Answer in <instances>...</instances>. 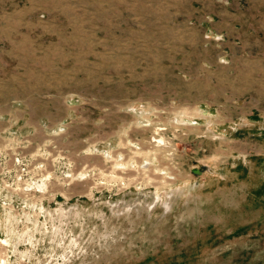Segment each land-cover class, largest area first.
<instances>
[{
	"label": "rangeland",
	"instance_id": "rangeland-1",
	"mask_svg": "<svg viewBox=\"0 0 264 264\" xmlns=\"http://www.w3.org/2000/svg\"><path fill=\"white\" fill-rule=\"evenodd\" d=\"M0 264H264V0H0Z\"/></svg>",
	"mask_w": 264,
	"mask_h": 264
}]
</instances>
